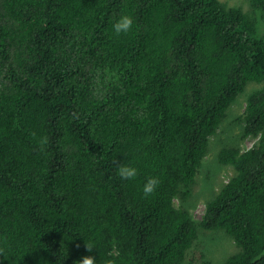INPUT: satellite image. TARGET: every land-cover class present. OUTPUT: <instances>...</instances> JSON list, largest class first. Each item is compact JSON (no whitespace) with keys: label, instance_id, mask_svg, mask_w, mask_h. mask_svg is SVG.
<instances>
[{"label":"trees","instance_id":"16d2710c","mask_svg":"<svg viewBox=\"0 0 264 264\" xmlns=\"http://www.w3.org/2000/svg\"><path fill=\"white\" fill-rule=\"evenodd\" d=\"M248 1L0 0V264H212L201 232L233 241L222 264H264V0ZM250 83L236 123L257 140L219 149L232 176L194 220L202 160Z\"/></svg>","mask_w":264,"mask_h":264},{"label":"rangeland","instance_id":"374dc122","mask_svg":"<svg viewBox=\"0 0 264 264\" xmlns=\"http://www.w3.org/2000/svg\"><path fill=\"white\" fill-rule=\"evenodd\" d=\"M220 1L228 6L240 7L243 11L249 10L248 0ZM257 87L258 84L256 83H250L246 87V91L230 107L225 120L219 127L217 135L211 138L210 151L202 160V166L196 176L193 197L186 203L194 220L200 221L202 219L205 202L211 199L220 190L221 186L229 181L230 176H232L231 167L220 165L217 162L219 149L224 144H238L243 151L244 149L253 147L257 140V138H253L239 142L240 128L236 123V118L245 111L247 95ZM193 250H202L205 253L206 260L212 264H222L229 254L235 252L236 247L233 241L221 232H201L198 241L195 242ZM189 256H192V250Z\"/></svg>","mask_w":264,"mask_h":264},{"label":"clouds","instance_id":"9594fccd","mask_svg":"<svg viewBox=\"0 0 264 264\" xmlns=\"http://www.w3.org/2000/svg\"><path fill=\"white\" fill-rule=\"evenodd\" d=\"M133 26V18L129 15H122L113 25L115 34L121 33L127 34ZM41 147L47 144V137H42L39 141ZM117 174L123 180L134 179L138 175V170L135 167L119 164L117 166ZM160 181L157 177H149L143 185V194L145 197L153 195ZM7 238H0V256L4 257L5 247L7 246ZM94 245L85 243V250L87 253H91ZM73 264H97V260L92 255L82 256L79 260L74 261ZM106 264H113L112 260L106 261Z\"/></svg>","mask_w":264,"mask_h":264}]
</instances>
